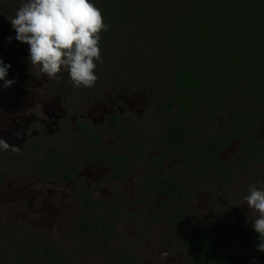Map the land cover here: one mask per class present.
Wrapping results in <instances>:
<instances>
[{"label": "rangeland", "instance_id": "1", "mask_svg": "<svg viewBox=\"0 0 264 264\" xmlns=\"http://www.w3.org/2000/svg\"><path fill=\"white\" fill-rule=\"evenodd\" d=\"M24 2H0V60L11 65L6 79L15 80L8 88H3L4 81H0V141L8 145L7 149L0 147L5 173L0 185V264H113L97 235L72 230L73 221L85 213L74 197L81 180L95 195L125 206L109 248L129 249L143 264H185L173 246L175 236L184 227L220 229V239L231 243L243 226L253 224L258 214L248 208L244 197L252 187V179L260 183L257 189L264 190L263 168L255 176L247 168H240L226 189V203L216 192L215 184L199 182L185 217L177 225L164 219L152 220L157 212L163 215L161 198H157L155 206L135 201L141 195L139 187L145 174L139 167L133 168L117 186L109 181L108 169L93 161L85 162L78 177L65 184L34 177V160L42 157L48 146L58 143L74 153L82 151V139L70 131L78 120H87L97 127L104 148L125 152L126 144L116 138L107 124L113 113L133 127L135 135L145 141L148 155H154L162 122L153 110L158 99L171 88L172 65L160 44L158 18L155 17L156 22L148 17L139 28L123 31L101 50L102 63L97 61L98 79L94 86L75 87L67 72H61L55 80L49 79L31 66L29 46L15 39V30L8 20ZM193 2L164 0L159 17L169 12L181 14ZM228 119L229 115L219 113L197 135L198 141L206 143L209 134L218 131ZM237 149L236 143L231 144L221 152V159L235 165L240 161ZM176 167H181V160L168 162L165 170ZM115 188L122 193L116 194ZM126 208L135 213L133 219L125 218ZM47 248L58 252L55 263L45 260Z\"/></svg>", "mask_w": 264, "mask_h": 264}, {"label": "flooded vegetation", "instance_id": "2", "mask_svg": "<svg viewBox=\"0 0 264 264\" xmlns=\"http://www.w3.org/2000/svg\"><path fill=\"white\" fill-rule=\"evenodd\" d=\"M170 85L171 83L169 87ZM167 93H169V90ZM167 93L165 92L158 99L153 110L154 116L162 122V130L154 148L156 150L154 155H148L145 141L135 135L133 127L125 124L119 114L113 113L109 115L107 124L111 132L116 135V138L126 144L125 152L104 148L102 146V134L97 127L87 120H78L72 123L70 131H73L82 139V151L74 153L67 146L62 147L58 143L52 144L47 147L42 157L34 160L31 174L38 179H51L58 184H65L78 177L85 162L93 161L107 168L109 181L116 184L120 183L133 168L139 167L145 171V174L142 185L139 187L141 192L139 194L141 195L135 201L148 206H155L157 198H161L160 209H162L163 215L157 212L152 216V220L160 222L164 219L170 225H177L185 217L189 200L198 190V183L203 180L206 181V184L209 182L215 184L216 192L220 198H224L223 201L226 203V189L229 183L235 179L236 172L240 168H247L253 176L258 174V169H264V99L257 102L254 97L240 94L239 90L231 92V96L227 98L229 102L225 101L222 107L216 108V112L212 116L207 115L204 118L196 117L187 120L186 129L190 132L184 140V145L174 152L166 133L170 129L172 120L178 115L177 110L172 108L170 111H165V107L157 108L159 102L164 99ZM236 108L244 113L249 112L247 118H251L253 123L232 125ZM219 113L229 115L226 124L218 131L209 134L206 143L198 141L197 135L200 134L202 129L206 128L210 121L215 120ZM85 125L88 129L87 133L83 131ZM213 139L216 140L219 149L216 152L212 151L209 155L202 154L204 149L211 146ZM34 142L37 146L40 145L37 140ZM233 143L237 144L240 161L232 166L228 161L221 159L220 155ZM210 148L214 149L215 147ZM119 155L123 157L120 161L121 163L125 162L123 165L116 160ZM174 159L181 160L182 168L176 167L173 171H166V164ZM201 168L202 170H200ZM4 176L5 173L0 162V185L4 181ZM171 181L181 186L183 195L186 198H181L178 191H175L171 196L163 194V190L169 187ZM251 181L253 183L252 187H260V183L256 179ZM114 192L116 194L122 193L119 188H115ZM74 197L85 213L73 221V232L97 235L100 243L105 246V254L111 258L113 264L118 263L116 260L118 251L131 253L140 264H143L138 256L129 249L111 250L109 248V243L115 237L116 224L123 219L124 205H116L117 203L108 197L95 195L93 190L86 187L82 180L79 182V188ZM127 217L133 219L135 213L126 208L125 218ZM174 217L175 219L172 220ZM87 219L92 220L94 224L99 223L100 220L105 221L111 228L107 239H105L102 226H97V229L92 231L82 230L81 224ZM211 228L187 226L175 236L173 246L177 248L185 264H196L195 256L190 255L182 245V241L189 238L188 233H206L211 240H214L226 251H242L249 248L251 246V236L256 233L252 225H245L235 235L231 243H225L220 239L221 230ZM185 235L187 236L185 237ZM52 250L56 252L57 261L58 252L53 248Z\"/></svg>", "mask_w": 264, "mask_h": 264}, {"label": "trees", "instance_id": "3", "mask_svg": "<svg viewBox=\"0 0 264 264\" xmlns=\"http://www.w3.org/2000/svg\"><path fill=\"white\" fill-rule=\"evenodd\" d=\"M93 3L101 9L104 23L110 26L101 33L100 50L123 31L139 28L146 18L153 17L154 21L158 18L160 44L170 59L172 73L169 93L157 108L177 110L178 115L166 133L174 152L184 145L190 132L186 129L187 120L212 116L216 108L229 102L231 92L239 90L257 102L264 99V0H194L187 11L173 15L168 11L164 17H159L164 0H93ZM234 113L232 125L253 123L247 118L249 112L236 108ZM83 131L88 132L86 125ZM217 145L213 139L210 147L215 148L204 149L202 154L216 152ZM121 159L120 155L116 157L123 165ZM175 191L186 198L181 186L173 181L163 194L171 196ZM97 226L103 227L107 239L111 228L105 221L94 224L87 219L81 229L92 231ZM187 235L189 238L182 245L195 256L196 264H264V252L256 250L258 233L251 236V246L242 251H226L206 233ZM44 256L47 262H56L54 250L47 248ZM116 260L117 264H140L129 252L118 251Z\"/></svg>", "mask_w": 264, "mask_h": 264}, {"label": "clouds", "instance_id": "4", "mask_svg": "<svg viewBox=\"0 0 264 264\" xmlns=\"http://www.w3.org/2000/svg\"><path fill=\"white\" fill-rule=\"evenodd\" d=\"M8 20L15 39L29 46L28 59L39 73L55 80L67 72L75 87L94 86L97 61L102 63L101 33L110 26L93 0H26ZM9 68L10 64L0 60L3 88L15 83L6 79ZM0 147L7 149L8 145L0 141ZM244 201L258 214L252 228L259 234L256 250L264 252V190L251 187Z\"/></svg>", "mask_w": 264, "mask_h": 264}]
</instances>
